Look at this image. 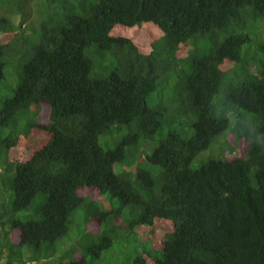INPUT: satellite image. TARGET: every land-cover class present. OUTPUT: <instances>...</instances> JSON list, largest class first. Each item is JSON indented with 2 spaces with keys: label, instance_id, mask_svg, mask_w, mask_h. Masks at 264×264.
Segmentation results:
<instances>
[{
  "label": "trees",
  "instance_id": "1",
  "mask_svg": "<svg viewBox=\"0 0 264 264\" xmlns=\"http://www.w3.org/2000/svg\"><path fill=\"white\" fill-rule=\"evenodd\" d=\"M35 3L0 0V264H264V0Z\"/></svg>",
  "mask_w": 264,
  "mask_h": 264
},
{
  "label": "rangeland",
  "instance_id": "2",
  "mask_svg": "<svg viewBox=\"0 0 264 264\" xmlns=\"http://www.w3.org/2000/svg\"><path fill=\"white\" fill-rule=\"evenodd\" d=\"M33 2H34V8H35L36 0H33ZM16 17H17L16 20L18 21L19 16H16ZM137 33L139 35L138 41L141 43V45H147L150 38L154 39L161 34L160 30L156 26L144 27L143 29L138 30L136 32V34ZM251 34H252V36L256 37V34H254V32H251ZM4 38H7V37H4ZM248 46L245 47L244 54H247V47ZM252 47H254V48H252L251 53L253 55H258V53H257L258 42L257 41H256V43L254 42ZM224 67L226 68L227 66H224ZM3 93L11 94V91H8L4 88V90H1L0 94H3ZM156 95H157V92L152 94L151 97H154ZM31 133L32 134L30 136V140H36L40 136L39 132H37V130H35V129ZM229 135H230V139L232 140V142H234L233 134H229ZM162 138H163V135H157V136H155V140H153V141L155 142V144H158L159 140ZM103 141H102V143H103ZM242 144H243L242 141L234 144V151L238 155L239 154L242 155L245 153L246 147H245V145L243 146ZM23 147L27 151L30 150V146H29L28 142H24ZM216 154H217L216 151H210L209 152V155H211V156L216 155ZM206 155H208V154H206ZM10 203H11V199H10ZM22 214L24 215V213H22ZM171 227L172 226H169V227L165 226L164 222H159L158 223V229L156 228L153 233L149 230L148 227H145V226H139L136 230L139 232V238L143 237L144 239H149V241L151 242V245L154 249H160V248H162V246L164 244V238H165L164 233L167 230L170 231ZM79 228L82 229V227H79ZM73 233H74L73 230H71L70 233H67L66 236L62 239V243L64 240H66V238H68L69 236H72ZM81 233H83L82 230L77 231V234H81ZM124 235H129L128 238L126 239L128 241H126L125 243H121L122 246L120 248H117V246L119 244L118 243L116 244V248L118 249V252L115 253V259L116 260H114L113 257H108V253H103L101 256V259H102L101 264H112L113 261H116L115 264H133L134 256H135V249L138 247L139 241L137 240L136 236L133 233H131V234L125 233ZM73 238H75V237H73ZM88 258H90V256H88Z\"/></svg>",
  "mask_w": 264,
  "mask_h": 264
},
{
  "label": "clouds",
  "instance_id": "3",
  "mask_svg": "<svg viewBox=\"0 0 264 264\" xmlns=\"http://www.w3.org/2000/svg\"><path fill=\"white\" fill-rule=\"evenodd\" d=\"M2 264V263H1Z\"/></svg>",
  "mask_w": 264,
  "mask_h": 264
}]
</instances>
